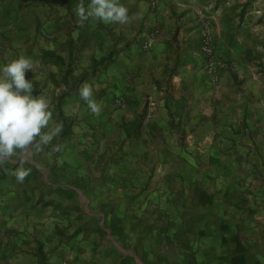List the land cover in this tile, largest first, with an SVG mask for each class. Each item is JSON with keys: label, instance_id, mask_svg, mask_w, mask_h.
Segmentation results:
<instances>
[{"label": "crops", "instance_id": "obj_1", "mask_svg": "<svg viewBox=\"0 0 264 264\" xmlns=\"http://www.w3.org/2000/svg\"><path fill=\"white\" fill-rule=\"evenodd\" d=\"M122 2L81 27L77 0H0V65L33 61L65 146L0 167V264H264V0Z\"/></svg>", "mask_w": 264, "mask_h": 264}, {"label": "clouds", "instance_id": "obj_2", "mask_svg": "<svg viewBox=\"0 0 264 264\" xmlns=\"http://www.w3.org/2000/svg\"><path fill=\"white\" fill-rule=\"evenodd\" d=\"M73 12L81 27L90 19L120 25L133 19L122 0H89L87 4L85 0H77ZM78 36L79 32L73 33V38ZM33 66V61L23 54L0 65V167L23 158L21 166L13 172L19 183L30 175L31 170L22 164L32 155L47 146H50L49 155L65 147L63 143L53 144L63 131V124L53 121L50 101L42 95L33 96V83L25 78L26 71H33ZM79 95L92 114H100L102 105L93 98L90 83L80 86Z\"/></svg>", "mask_w": 264, "mask_h": 264}, {"label": "built area", "instance_id": "obj_3", "mask_svg": "<svg viewBox=\"0 0 264 264\" xmlns=\"http://www.w3.org/2000/svg\"><path fill=\"white\" fill-rule=\"evenodd\" d=\"M200 35V51L205 56L204 71L209 77V81L213 83L218 78L217 68L224 66L225 62L214 51L209 31V22L207 20L201 21ZM143 45L144 47H147L149 46V42H145Z\"/></svg>", "mask_w": 264, "mask_h": 264}, {"label": "rangeland", "instance_id": "obj_4", "mask_svg": "<svg viewBox=\"0 0 264 264\" xmlns=\"http://www.w3.org/2000/svg\"><path fill=\"white\" fill-rule=\"evenodd\" d=\"M60 72H53L52 69L49 70V75H50V91H53L54 90V87L55 86L54 84H56L58 82V80L56 81V78L59 76Z\"/></svg>", "mask_w": 264, "mask_h": 264}, {"label": "trees", "instance_id": "obj_5", "mask_svg": "<svg viewBox=\"0 0 264 264\" xmlns=\"http://www.w3.org/2000/svg\"><path fill=\"white\" fill-rule=\"evenodd\" d=\"M54 60H55V61H59L58 58H55Z\"/></svg>", "mask_w": 264, "mask_h": 264}]
</instances>
